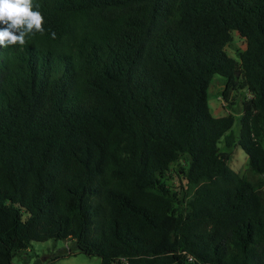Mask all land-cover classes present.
Instances as JSON below:
<instances>
[{
	"label": "trees",
	"instance_id": "trees-1",
	"mask_svg": "<svg viewBox=\"0 0 264 264\" xmlns=\"http://www.w3.org/2000/svg\"><path fill=\"white\" fill-rule=\"evenodd\" d=\"M34 3L45 31L0 48V264H264V0ZM214 75L249 94L237 133Z\"/></svg>",
	"mask_w": 264,
	"mask_h": 264
},
{
	"label": "rangeland",
	"instance_id": "rangeland-1",
	"mask_svg": "<svg viewBox=\"0 0 264 264\" xmlns=\"http://www.w3.org/2000/svg\"><path fill=\"white\" fill-rule=\"evenodd\" d=\"M242 39L236 37L234 47L229 49L231 54H235L236 48H243ZM224 88V80L219 75H214L208 88V103L210 110L214 116H224L231 114L235 117L232 130L237 133L239 129L238 118L241 115L242 101L245 97H249L246 90H232L228 93V98L222 96ZM264 147V137L261 138ZM220 147H223V142H220ZM229 166L239 175H245L248 165L247 154L239 147L233 148ZM258 177H254L257 179ZM72 242L69 240H47V241H32L30 247L24 252L18 253L13 258L14 264H99L98 256L87 255L83 252L74 250L71 255L60 259H53L59 250L70 247Z\"/></svg>",
	"mask_w": 264,
	"mask_h": 264
},
{
	"label": "clouds",
	"instance_id": "clouds-1",
	"mask_svg": "<svg viewBox=\"0 0 264 264\" xmlns=\"http://www.w3.org/2000/svg\"><path fill=\"white\" fill-rule=\"evenodd\" d=\"M34 0H0V48L23 47L28 37L45 31ZM52 38L55 39L53 32Z\"/></svg>",
	"mask_w": 264,
	"mask_h": 264
},
{
	"label": "built area",
	"instance_id": "built-area-1",
	"mask_svg": "<svg viewBox=\"0 0 264 264\" xmlns=\"http://www.w3.org/2000/svg\"><path fill=\"white\" fill-rule=\"evenodd\" d=\"M189 259H191V257H189Z\"/></svg>",
	"mask_w": 264,
	"mask_h": 264
}]
</instances>
